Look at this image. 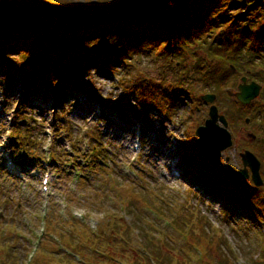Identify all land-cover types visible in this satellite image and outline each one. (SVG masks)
Returning <instances> with one entry per match:
<instances>
[{"label":"rangeland","instance_id":"rangeland-1","mask_svg":"<svg viewBox=\"0 0 264 264\" xmlns=\"http://www.w3.org/2000/svg\"><path fill=\"white\" fill-rule=\"evenodd\" d=\"M135 59L112 77L91 71L85 86L67 89L57 99L50 88L34 89L25 97L21 62L11 57V84L0 74V264H264V224L249 213L262 220L264 216L252 204L215 192L206 181L217 178L228 186L239 180L254 187L237 175L242 168L239 155L248 146L257 147L247 134L263 142L264 130L255 134L262 130L258 120L253 127L243 117L235 122L241 109L229 96L240 81L213 102L219 114L228 119L234 115L227 128L232 146L213 163L187 138L208 118L209 104L201 96L213 92L191 67L183 72L171 68L166 58L151 55ZM139 72L159 86L180 72L189 75L183 82L187 86H181L186 95L174 102L171 115L141 111L134 93L124 90ZM95 91L100 100L92 97ZM262 91L258 105H263ZM119 105L131 110L122 116ZM137 126L146 139L140 147L132 144ZM149 133L156 135L150 142ZM165 146L170 159L163 154ZM5 151L8 156H3ZM250 151L261 162L258 150ZM10 158L22 161L26 174L13 168V178L6 176L9 171L3 166ZM46 173L50 179L44 192ZM225 257L228 261L222 263Z\"/></svg>","mask_w":264,"mask_h":264},{"label":"trees","instance_id":"trees-1","mask_svg":"<svg viewBox=\"0 0 264 264\" xmlns=\"http://www.w3.org/2000/svg\"><path fill=\"white\" fill-rule=\"evenodd\" d=\"M124 1L89 0L81 4L71 0H0L3 80L11 84L14 78L10 73L11 57L16 56L22 65L19 80L24 96L34 89L50 88L58 99L67 89L85 86L91 71L112 77L119 75L123 67L134 65L136 57L151 55L166 58L171 68L183 72L193 68L197 80L218 99L244 76L262 85L264 93V0H187L168 4L149 19H119L113 6ZM185 73L180 72L178 78L159 86L139 72L128 79L124 90L134 93L141 111L154 110L166 118L171 115L166 112L173 110L174 102L186 95L181 88L187 86L183 82L189 75ZM84 91L91 93L86 88ZM92 97L98 98L96 91ZM108 103L104 104L108 106ZM262 103L258 105L255 100L246 107L239 105L241 113L237 114L236 123L242 117L245 122L247 116L253 127V122L258 120L262 130L256 129L255 134L260 135L264 130V98ZM17 106V113L21 114L24 98ZM117 110L125 116L131 108L119 105ZM232 118L226 117L229 126ZM19 137L24 138V134L19 133ZM187 138L198 150L194 133ZM256 139L251 142L256 149H251V145L248 150H258L255 154L260 156V175L264 181V141L258 142L260 137ZM206 181L215 192L241 204H252L258 215L264 216V199L256 198L257 193L264 196L262 188L242 185L239 180L231 181L228 186L217 178L206 177ZM249 214L264 224V220L256 217L257 213ZM157 259L162 258L158 255ZM227 261L225 257L222 263Z\"/></svg>","mask_w":264,"mask_h":264},{"label":"water","instance_id":"water-1","mask_svg":"<svg viewBox=\"0 0 264 264\" xmlns=\"http://www.w3.org/2000/svg\"><path fill=\"white\" fill-rule=\"evenodd\" d=\"M137 1H141L137 3ZM157 6L152 10V13H149L147 16L140 17V19H149L155 11L163 8L164 6L170 3H177L187 0H164L160 3L161 0H152ZM160 1V2H159ZM148 2V0H129L127 3L118 4L113 6V11L116 13L119 19L128 18L120 16L118 10L119 8H126L123 10V14L128 11H134V7H141ZM136 3V4H135ZM159 4V5H158ZM136 19V18H135ZM139 19V18H138ZM261 91V86L256 82L251 81L247 82V78L241 77L240 83L237 85V92L233 94L235 99L240 102L242 105H248L252 100L256 99L259 96ZM201 100L209 104L208 108V118L205 120L204 125L200 126L195 131V136L197 137V145L200 148V155L207 157L213 163H217L220 158V152L232 146L231 134L228 131V123L226 118L219 114L218 108L213 104L215 101V96L213 94H205L201 96ZM245 123H248V119L245 120ZM221 124V125H219ZM248 137L254 139V135L248 134ZM242 168L238 170L237 175L242 180L250 179L252 184L256 188L262 187L264 189V182L259 173L260 164L254 154L245 150L240 155Z\"/></svg>","mask_w":264,"mask_h":264},{"label":"bare ground","instance_id":"bare-ground-1","mask_svg":"<svg viewBox=\"0 0 264 264\" xmlns=\"http://www.w3.org/2000/svg\"><path fill=\"white\" fill-rule=\"evenodd\" d=\"M136 4V3H135ZM157 5L155 4V3H153V1H150V0H148V2H145V4L144 5H142L141 7H134L133 9H134V11L132 10V12L131 11H128L127 13H124L123 14V10H126V8H119L120 10H118V12H119V14H120V16H124V17H128V18H133V19H140V17H143V16H147L149 13H151V11L153 10V9H155V7H156ZM258 85H260L259 83H257ZM261 86V85H260ZM261 88H262V86H261ZM214 96H215V98H216V94L215 93H212ZM257 99V98H256ZM256 99H254V100H252L248 105H242L240 102H238L237 100H235V102L237 103V105H238V107H239V105H241V106H243V107H246V106H249L252 102H254ZM214 104V103H213ZM64 105H66V104H64ZM241 109V108H240ZM99 110H96V112H98ZM169 112L170 113H172L173 112V110H171V109H168V111L166 112V114H169ZM159 116H163V115H161V114H159ZM235 116H236V118H235V122H237V113H235ZM233 117V119H234V115L232 116ZM226 118V117H225ZM248 123H249V119H248ZM247 124V123H246ZM140 129V130H139ZM134 130H136V132H137V134H135L134 135V139H132V144L133 145H135V143H136V145H138V147H140L141 146V144H142V142L143 143H145V141H146V139H144V135L141 133V130H142V127H140V126H137L136 127V129L134 128ZM143 131V130H142ZM194 135H195V133H194ZM152 136H154V137H152ZM155 136L156 135H153V134H148V140H149V142L151 141V139L152 138H155ZM247 137H248V134H247ZM250 138V137H249ZM154 140V139H153ZM252 140V139H251ZM252 141H254V140H252ZM169 148L168 147H166L165 146V148H164V155H167V157L166 158H169L170 159V156H171V152L169 153V150H168ZM171 150H173V148L171 149ZM201 151V150H200ZM189 154V149H188V151H187V153H186V155H188ZM9 155V153L7 152V151H5L4 153H3V156H8ZM3 160V159H2ZM258 160V162H259V164H260V167H259V173H260V171H261V166H262V164H261V162H260V160L259 159H257ZM6 161V163H5V166H3L4 168H9V169H12V170H14V169H17V171H19V174H21V175H24V174H26V170H24L22 167V165H24V164H22V161H20L19 159H16V158H14V159H6L5 160ZM170 164V163H169ZM171 167L172 168H175L176 166H175V163L173 164V162L171 163ZM14 168V169H13ZM172 170H174V169H172ZM176 171V170H175ZM261 176V175H260ZM262 178V177H261ZM262 181H263V179H262ZM264 182V181H263ZM255 187V186H254ZM256 188V187H255ZM260 188H262V187H260ZM263 189V188H262ZM42 190H44L43 188H42ZM264 190V189H263Z\"/></svg>","mask_w":264,"mask_h":264}]
</instances>
